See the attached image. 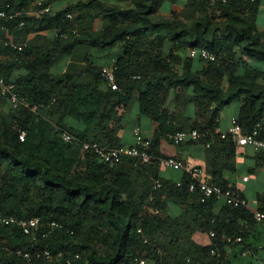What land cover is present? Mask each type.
I'll list each match as a JSON object with an SVG mask.
<instances>
[{"label": "trees", "instance_id": "1", "mask_svg": "<svg viewBox=\"0 0 264 264\" xmlns=\"http://www.w3.org/2000/svg\"><path fill=\"white\" fill-rule=\"evenodd\" d=\"M117 1L125 5L80 1V14L73 17V6L30 15L33 0H11L12 11L21 15L0 18V28H6L0 54L14 55L0 62V74L27 105L14 107L0 95V211L17 220L40 221L36 239L0 223V264H27L18 251L31 254L35 264H225L226 246L239 248L241 256L250 253L246 226L254 219L247 209L224 204L216 213L218 200L202 202L198 191L189 190L188 174L170 182L160 177L159 168L165 159L161 140L175 142L174 134L189 130L174 123L165 108L171 89L177 101L196 110L190 129L212 132L208 139L187 142L226 151L231 161L237 144L230 134L223 138L224 132L216 131L222 112L235 101L242 105L236 118L244 134L261 125L264 137V33L256 23L258 0H214L220 20L209 15L213 0L190 1L172 19L158 16L166 0ZM100 16L105 19L101 30L81 32L80 26ZM46 31L57 32L47 43L50 48L26 44L30 34ZM9 42L23 47L14 49ZM80 45L122 46L113 63L118 91L110 89L103 68L94 64L52 73ZM191 49H207L216 61L198 58L195 70ZM17 69L23 74L14 77ZM184 90L188 96H182ZM135 92L141 115L159 124L147 149L151 162L125 158L111 166L83 152L84 143L122 145L118 134ZM70 119L78 125L71 126ZM65 134L73 140L66 142ZM158 180L162 187L156 189ZM212 183L229 188L217 177ZM170 206L184 209L171 215ZM196 233L209 235L210 244H198ZM227 237L243 242L228 243ZM47 250L62 256L52 263L37 257Z\"/></svg>", "mask_w": 264, "mask_h": 264}, {"label": "crops", "instance_id": "2", "mask_svg": "<svg viewBox=\"0 0 264 264\" xmlns=\"http://www.w3.org/2000/svg\"><path fill=\"white\" fill-rule=\"evenodd\" d=\"M38 0H33L29 9L30 15H36V3ZM80 1L89 0H52L51 5L54 13L64 11L68 7L73 6V17H78L80 8L78 4ZM108 5H125L117 0H99ZM193 0H166L158 16L165 19H172L181 13L188 3ZM259 13L257 16V27L260 32L264 33V0H258ZM209 15L218 17L220 20V8L213 0L209 6ZM81 24L83 20L79 21ZM104 16H100L93 23L81 27L82 33H93L101 30L104 27ZM80 24V25H81ZM56 31H46L41 33L30 34L26 44H32L39 47L50 48L49 43L55 36ZM81 46V45H80ZM90 51L87 52L85 48L76 47L71 56H65L62 60L52 68V73L56 75L64 74L69 70H85L88 64H94L99 68L112 66L113 63L121 56L122 46L117 45L112 48H101L91 45H85ZM23 47V46H22ZM86 51V52H85ZM14 55L0 54V62L13 60ZM63 62V65H59ZM194 69H198L200 63L197 59L193 60ZM23 74L22 69H17L14 77ZM105 86V85H104ZM107 88V86H105ZM104 87V89H106ZM188 91H183L182 96H188ZM176 92L171 89L165 94V108L169 114L174 117V123L183 126L184 129H190L195 121L196 110L190 105L186 106L184 102L177 101ZM242 105L235 101L228 106L220 117V131L227 133L231 127L233 117H239ZM71 126H77L78 123L72 119L69 120ZM139 127L142 129L146 139L154 138L158 131L159 124L152 121L149 117L141 115L138 102V92H135L133 99L129 106L124 110V121L122 130L119 132L120 144L124 146H133L135 144V130ZM161 153L165 159L160 164L159 175L163 180L170 182H179L183 179L185 172L174 170L165 165V160L170 157L176 158L194 167H199L205 170L209 175L211 182L216 177L227 183L229 187L236 189L240 195L246 198L250 203L248 212L253 215L256 211H264V154L257 153L251 147L235 148V156L233 159L228 158L226 151H216L207 149L203 143L186 142L181 145L175 144L168 140H161ZM248 177V181L243 179ZM225 203L218 201L216 206V213H218ZM183 207H169V214L178 215L182 212ZM254 219V218H253ZM247 228V242L250 247L249 254L243 258L239 252V248L225 247V264H264V221H252ZM198 244L208 245L211 242L210 236L203 233H196L194 237ZM148 264V262H146ZM152 264V263H149Z\"/></svg>", "mask_w": 264, "mask_h": 264}, {"label": "built area", "instance_id": "3", "mask_svg": "<svg viewBox=\"0 0 264 264\" xmlns=\"http://www.w3.org/2000/svg\"><path fill=\"white\" fill-rule=\"evenodd\" d=\"M223 3H226L227 0H218ZM36 15H45L54 13L53 7L51 5H47V0H38L36 3ZM13 4L11 0H0V18L4 19H15L21 15V12L12 11ZM68 18H72V15H68ZM20 25H23L21 23ZM6 31V28H0V43L3 40V33ZM6 45L11 46L14 49H22V46L17 45L13 42L6 43ZM192 59H204L206 61H216L215 54L211 53L207 49H191L189 53ZM117 67L115 65L103 67L102 75L104 77L105 82L108 84L112 91H118L119 85L117 83L116 78ZM139 79L140 77H135ZM134 78V79H135ZM0 95L7 97L11 104L14 107H18L20 105H25V102L22 98L15 92V86L8 84L5 78L0 74ZM216 133H221L220 130H217ZM227 134H230L232 138L235 140L237 146L239 147H251L257 153L264 154V137L261 133V125H257L250 133L244 134L242 126L239 124L236 117H233L231 122V127L227 131V133H221L222 137L225 138ZM135 144L133 146H118L114 148H109L106 146H102L99 143H84L83 144V152L85 153H93L97 156L99 161L109 164L111 166L119 165L123 163L125 158H133L138 159L142 163H150L151 156L148 154L147 149L150 147V141L146 139L144 136L142 129L137 127L135 130ZM212 135V132L209 130L201 131L198 129H189L178 131L173 135V139L175 144L180 145L187 141H201L203 139H208ZM25 133L20 136V139L24 141ZM64 139L66 142H71L73 137L69 134L64 135ZM210 144L207 146L209 147ZM165 165L174 170L183 171L191 177V183L189 185V190L191 192H199L202 196V202H206L209 199H217L218 201H223L228 206H233L235 208H245L247 210L250 209L249 201L242 197L240 193L233 188H224L223 186L213 184L209 175L205 172L204 169L199 167H194L189 164L184 163L176 158L170 157L165 160ZM248 177H245L243 180L248 181ZM181 186V183L178 184ZM162 182L156 181L155 188H161ZM253 218L257 222L264 221V211H256L253 213ZM0 223L6 226H17L19 227L25 235L33 237L36 239L37 230L40 226L39 219L32 220H17L14 217H8L4 215L2 211H0ZM52 227H57L54 223ZM213 237L214 234L212 233ZM226 241L228 243L241 244L243 242L242 238H232L227 237ZM18 255L22 256L27 264H35L33 257L29 253H23L22 251L17 252ZM215 254V251L212 252ZM249 253L242 254V257L245 258ZM62 254H58L57 257L50 251H41L37 254L38 258H44L48 262H54L58 260ZM68 264H71L68 261ZM144 264V262H142Z\"/></svg>", "mask_w": 264, "mask_h": 264}, {"label": "rangeland", "instance_id": "4", "mask_svg": "<svg viewBox=\"0 0 264 264\" xmlns=\"http://www.w3.org/2000/svg\"><path fill=\"white\" fill-rule=\"evenodd\" d=\"M79 47H81V48H85V50H86L87 52L90 51L85 45H81V46H79ZM79 47H78V48H79ZM86 51H85V52H86ZM61 60H62V59H61ZM61 60H60V61H61ZM60 61H59V62H60ZM61 64L63 65V62H61L59 65H61ZM145 264H146V263H145Z\"/></svg>", "mask_w": 264, "mask_h": 264}]
</instances>
